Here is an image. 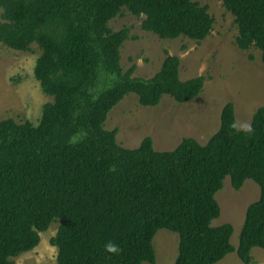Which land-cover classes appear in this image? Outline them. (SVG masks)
I'll return each mask as SVG.
<instances>
[{"label": "trees", "instance_id": "trees-1", "mask_svg": "<svg viewBox=\"0 0 264 264\" xmlns=\"http://www.w3.org/2000/svg\"><path fill=\"white\" fill-rule=\"evenodd\" d=\"M223 3L235 18L237 47L260 50L264 63V0ZM124 10L164 40L202 42L215 25L209 7L194 0H0V45L21 52L37 45L34 76L54 98L38 126L0 121V264L35 250L56 222L57 264H156L160 230L179 235L175 264H218L234 252L252 264V251L264 249V106L243 131L228 102L206 145L186 138L159 152L147 137L135 150L123 148L118 130L104 127L126 96L137 95L143 107L165 95L184 104L207 82L183 81L181 59L169 52L151 79L137 77L136 64L124 71L121 49L132 29L110 27ZM227 177L236 190L247 180L261 189L237 249L232 224L212 225ZM109 242L120 251L107 252Z\"/></svg>", "mask_w": 264, "mask_h": 264}, {"label": "rangeland", "instance_id": "rangeland-1", "mask_svg": "<svg viewBox=\"0 0 264 264\" xmlns=\"http://www.w3.org/2000/svg\"><path fill=\"white\" fill-rule=\"evenodd\" d=\"M210 9L215 19L214 30L202 42L188 38L164 40L142 29L144 18H137L124 10L110 23L113 31L126 27L132 29L131 39L121 49L122 67L128 71L138 66L136 76L153 78L162 68L166 52L181 59V79L187 81L205 76L203 93L192 102L180 104L165 95L156 107H143L139 97L130 94L109 114L105 130H118L117 142L123 148L135 150L143 140L151 137L155 150L174 151L184 139L194 138L206 145L218 132L222 110L228 102L236 107L237 126L248 130L257 109L264 106V63L262 53L256 48L242 51L237 47L238 28L235 18L224 7L223 0H194ZM1 12H0V23ZM41 55L37 45L30 52H21L0 45V121L14 119L22 124L31 122L38 126L44 106L54 102L46 95L34 76L36 62ZM261 197L260 187L247 180L236 190L230 177L216 195L221 208L214 227L232 224L231 240L237 249L248 208ZM59 222L41 233V243L33 251L13 259V264H57L58 248L52 245ZM179 235L160 230L154 238L156 264H175L179 254ZM253 260L264 263V249L252 251ZM224 264H242L234 252ZM150 264V263H144Z\"/></svg>", "mask_w": 264, "mask_h": 264}, {"label": "clouds", "instance_id": "clouds-1", "mask_svg": "<svg viewBox=\"0 0 264 264\" xmlns=\"http://www.w3.org/2000/svg\"><path fill=\"white\" fill-rule=\"evenodd\" d=\"M105 248H106V251H107V252H109V253H113V254H116V253H118V252L120 251V249L118 248V246L115 245V244H113V243H111V242H109V243L105 246Z\"/></svg>", "mask_w": 264, "mask_h": 264}, {"label": "crops", "instance_id": "crops-1", "mask_svg": "<svg viewBox=\"0 0 264 264\" xmlns=\"http://www.w3.org/2000/svg\"><path fill=\"white\" fill-rule=\"evenodd\" d=\"M238 256V255H237ZM240 259V258H239ZM241 260V259H240ZM224 262H227L225 259L223 260V261H221V262H219L218 264H224ZM242 262V261H241ZM239 264V263H238ZM242 264H244L243 262H242ZM252 264H264V263H257V262H255L254 260H253V263Z\"/></svg>", "mask_w": 264, "mask_h": 264}]
</instances>
